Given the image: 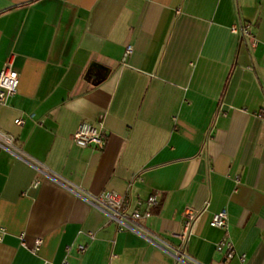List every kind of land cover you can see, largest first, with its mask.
I'll return each instance as SVG.
<instances>
[{"label": "crops", "instance_id": "1", "mask_svg": "<svg viewBox=\"0 0 264 264\" xmlns=\"http://www.w3.org/2000/svg\"><path fill=\"white\" fill-rule=\"evenodd\" d=\"M9 57L0 264H264V0H0ZM83 121L102 149L73 142ZM103 190L157 204L119 230L88 200Z\"/></svg>", "mask_w": 264, "mask_h": 264}, {"label": "built area", "instance_id": "2", "mask_svg": "<svg viewBox=\"0 0 264 264\" xmlns=\"http://www.w3.org/2000/svg\"><path fill=\"white\" fill-rule=\"evenodd\" d=\"M231 30L238 32L240 30L241 35L247 38H253L252 33L248 25L240 24L233 25ZM255 45V41H251V46ZM132 53V46L126 45L124 51V59ZM12 58L9 57L4 62L0 70V107L7 104L10 98H12L16 92L19 82V75L13 69ZM15 124L21 125L23 119L17 118L14 120ZM73 142L79 147H92L94 149H102L105 144V138L100 127L91 124L90 122L83 121L76 128L73 137ZM0 147L16 150L13 137L8 134L0 133ZM35 182L34 185H37ZM89 202L104 210L108 219L117 224L118 229L122 230L127 228L132 221L147 219L152 214V207L157 204V198L154 195L147 197L145 200H139L134 205H130V202L126 195L121 194L114 190H103L95 196L88 197ZM196 213L192 210L186 211L184 214V226L182 231L177 234V238L184 241L195 219ZM228 214L225 209L213 213L210 219V226L220 228L224 230V234L216 244L218 251H225L228 258H233L236 255V250L233 243L229 239L227 231ZM3 231V229H0ZM1 239V236H0ZM42 244L41 238H36L32 248V252H37ZM84 246H78V250L83 252ZM243 259V255L239 256ZM43 264H51L44 262Z\"/></svg>", "mask_w": 264, "mask_h": 264}]
</instances>
